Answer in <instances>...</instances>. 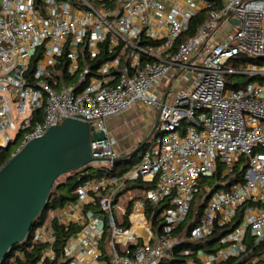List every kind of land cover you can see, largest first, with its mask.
<instances>
[{"label": "built area", "instance_id": "1", "mask_svg": "<svg viewBox=\"0 0 264 264\" xmlns=\"http://www.w3.org/2000/svg\"><path fill=\"white\" fill-rule=\"evenodd\" d=\"M136 104L157 110L152 145L123 174L77 185L80 229L57 264L174 261L182 242L204 240L245 203L216 251L184 249L179 264H237L251 251L247 233L263 246L253 264H264V0H0V150L12 146L9 157L70 117L88 122L91 155L110 164L119 155L106 120ZM236 164L242 180L211 193L188 235L174 234L200 179ZM138 180L149 186L121 202ZM53 217L32 243L54 241Z\"/></svg>", "mask_w": 264, "mask_h": 264}, {"label": "trees", "instance_id": "2", "mask_svg": "<svg viewBox=\"0 0 264 264\" xmlns=\"http://www.w3.org/2000/svg\"><path fill=\"white\" fill-rule=\"evenodd\" d=\"M206 16V10H201L196 13L189 22L187 31L182 34L179 39H184L187 36H190L195 33L199 25L203 22V19ZM251 79V78H250ZM237 87V85L233 86ZM147 141L142 145V147L136 152H128L127 154L121 155L119 158H116L112 163H94L92 165H87L80 169L66 173V177L63 181L54 184L51 188L45 207L43 210L35 217L33 220L32 226L27 237L21 243L14 245L9 250V255L4 258L0 264H36L41 260L42 264H57L63 257V249L68 238L77 232L80 229V225L76 222H70L68 224H63L58 222L56 217L51 219V224L55 233V238L52 243L49 242H31V234L37 226L41 225L46 221L47 213L49 210L56 208H63L68 202L75 201L74 190L77 185L82 183L84 180L97 178L100 176H119L126 172L132 165H134L140 158L141 152L144 150ZM12 146H9L5 149L0 150V165L8 160ZM221 165L218 166L217 170L209 175L202 177L200 179V189L194 195L193 200L191 201L187 215L185 219L180 223V225L173 231L174 234H184L188 235L189 229L196 224L205 207L207 199L210 197L213 191L219 189H228V187L242 180L241 173L243 170H240L238 164L233 169V173L222 174ZM149 185L143 184L140 180L127 184L125 190L132 188H141L148 187ZM247 203L243 204L234 219L229 223L224 224L220 227H215L213 233L201 241H188L185 240L178 247H176V258L174 261H161L159 264H179L183 260V255L181 252L184 249L193 248L199 249L203 252H214L210 247L213 243L218 242L219 238L228 232L232 231L237 227L241 222V215L244 207ZM166 206L165 202H161L156 205L154 209V217H151V220L154 222L155 217L159 215L162 209ZM131 209V203L127 205V212ZM146 214L150 216L151 207L146 204L145 207ZM125 225H127V219H125ZM244 242L247 246V250L251 251L237 264H253L260 263L263 261L262 252L263 246L257 247L253 246L252 235L247 233L244 239ZM51 248L53 251V257L49 258L45 256V251ZM18 253V254H17ZM254 261H250V257H254ZM234 258L230 257L224 262L218 264H232Z\"/></svg>", "mask_w": 264, "mask_h": 264}, {"label": "water", "instance_id": "3", "mask_svg": "<svg viewBox=\"0 0 264 264\" xmlns=\"http://www.w3.org/2000/svg\"><path fill=\"white\" fill-rule=\"evenodd\" d=\"M238 23L237 19H232ZM156 126L154 123L150 135ZM93 135L87 121L64 118L41 136L28 140L0 169V263L9 250L27 237L35 217L43 210L56 179L92 165ZM143 144L131 152L138 151ZM118 156L117 158H119Z\"/></svg>", "mask_w": 264, "mask_h": 264}, {"label": "crops", "instance_id": "4", "mask_svg": "<svg viewBox=\"0 0 264 264\" xmlns=\"http://www.w3.org/2000/svg\"><path fill=\"white\" fill-rule=\"evenodd\" d=\"M143 108H146L144 104H136L121 114L107 118V127L117 140L116 150L119 156L131 152L151 137L150 132L157 119V110L150 106V109L143 113L141 112ZM143 129L150 131L149 134L147 132L144 134ZM49 213V219L56 216L57 220L63 224L80 220L79 209L74 201Z\"/></svg>", "mask_w": 264, "mask_h": 264}, {"label": "rangeland", "instance_id": "5", "mask_svg": "<svg viewBox=\"0 0 264 264\" xmlns=\"http://www.w3.org/2000/svg\"><path fill=\"white\" fill-rule=\"evenodd\" d=\"M229 79H230L231 81H233V82H234V81H235V82H246V81L249 80L246 76H231V77H229ZM182 84H183V83H182ZM145 107H146V108H143V109L141 110V112L145 113L146 110L150 109V106H148V105H145ZM142 132H143L144 134H146V132H147V134H149L150 131H148V130L146 131V129H143ZM151 145H152V138L150 137V138L147 140V143H146L144 149H146V148H150ZM66 175H67V174H63V175L59 176V177L56 179V181H55L54 184H57L58 182L63 181V180L65 179ZM136 192H137V189H136V188L127 189L126 191H124V192L121 193L120 201L122 202V201H124V200H127V199H128V196H129L130 194H135ZM69 203H70V202H68L67 204H69ZM67 204H66V205H67ZM66 205H65V206H66ZM56 209H58V208H56ZM56 209H55V210H56ZM50 211H52V210H49L48 213H49ZM48 213H47L46 221H48V219H49ZM49 214H50V213H49ZM218 247H219V243H218V242H215V243H213V244L211 245L210 248H211L212 250H215V249H217ZM17 254H18V253H17ZM254 258H255V257H254Z\"/></svg>", "mask_w": 264, "mask_h": 264}]
</instances>
